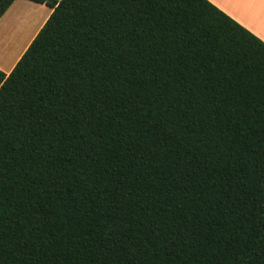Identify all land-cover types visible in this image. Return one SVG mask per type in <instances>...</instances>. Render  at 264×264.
<instances>
[{
    "label": "trees",
    "instance_id": "trees-1",
    "mask_svg": "<svg viewBox=\"0 0 264 264\" xmlns=\"http://www.w3.org/2000/svg\"><path fill=\"white\" fill-rule=\"evenodd\" d=\"M30 1L0 264H264V41L210 0Z\"/></svg>",
    "mask_w": 264,
    "mask_h": 264
},
{
    "label": "crops",
    "instance_id": "crops-1",
    "mask_svg": "<svg viewBox=\"0 0 264 264\" xmlns=\"http://www.w3.org/2000/svg\"><path fill=\"white\" fill-rule=\"evenodd\" d=\"M210 1L264 41V0ZM51 12L45 4L15 0L0 18V68L4 72L10 73ZM19 16L20 19H15ZM23 41L22 49L9 64L15 49Z\"/></svg>",
    "mask_w": 264,
    "mask_h": 264
},
{
    "label": "rangeland",
    "instance_id": "rangeland-1",
    "mask_svg": "<svg viewBox=\"0 0 264 264\" xmlns=\"http://www.w3.org/2000/svg\"><path fill=\"white\" fill-rule=\"evenodd\" d=\"M21 16H19L18 18H15V19H20ZM24 42L23 41L16 49H15V52L13 53V55L11 56L10 58V61H9V64L12 63V61L15 59V57L17 56V54L20 52V50L22 49V46L24 45ZM6 54V53H5ZM0 60H2V57L0 56ZM7 64V65H9ZM1 69V68H0ZM2 70V69H1Z\"/></svg>",
    "mask_w": 264,
    "mask_h": 264
},
{
    "label": "snow or ice",
    "instance_id": "snow-or-ice-1",
    "mask_svg": "<svg viewBox=\"0 0 264 264\" xmlns=\"http://www.w3.org/2000/svg\"><path fill=\"white\" fill-rule=\"evenodd\" d=\"M262 210H264V206H262Z\"/></svg>",
    "mask_w": 264,
    "mask_h": 264
}]
</instances>
